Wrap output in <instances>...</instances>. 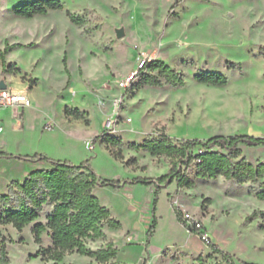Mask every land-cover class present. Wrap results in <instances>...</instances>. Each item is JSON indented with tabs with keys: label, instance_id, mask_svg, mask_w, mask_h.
Instances as JSON below:
<instances>
[{
	"label": "rangeland",
	"instance_id": "obj_1",
	"mask_svg": "<svg viewBox=\"0 0 264 264\" xmlns=\"http://www.w3.org/2000/svg\"><path fill=\"white\" fill-rule=\"evenodd\" d=\"M31 1L0 0V83L28 93L33 104L25 112L0 109V152L88 162L102 179L159 182L178 159L131 144L162 134L264 137V0H61L63 9L46 15L14 14L15 6ZM68 12L82 17V25ZM117 29H123L122 37ZM14 44L22 47L3 54ZM146 60L177 70L184 86L162 78V86H152L138 75L128 81ZM200 72L223 73L228 84L200 83ZM118 100L119 122L107 131ZM67 109H78L83 118ZM108 136L121 144L103 142ZM240 148L234 161L264 162V146ZM52 167L0 157V194L31 171ZM187 174L194 187L161 183L157 196L154 183L97 186L94 193L121 227L104 225L105 237L86 239V247L112 242L118 250L113 264H264V201L255 197L263 181L200 179L193 167ZM47 210L21 232L12 224L0 227L10 264H105L77 252L57 263L43 260L39 250L51 246L49 230L37 244L32 228L47 222ZM185 214L199 220L211 246L189 231Z\"/></svg>",
	"mask_w": 264,
	"mask_h": 264
},
{
	"label": "trees",
	"instance_id": "obj_2",
	"mask_svg": "<svg viewBox=\"0 0 264 264\" xmlns=\"http://www.w3.org/2000/svg\"><path fill=\"white\" fill-rule=\"evenodd\" d=\"M61 0H34L17 5L13 8L15 15L32 18L36 15H46L48 11L62 10ZM70 20L82 25V17L68 12ZM22 47L14 44L5 48L4 53ZM148 70L149 72H146ZM156 71L157 74H153ZM142 76V80L152 86H162L167 83L173 87L184 86V77L177 70L161 60L145 61L135 76ZM164 82H163V80ZM196 81L216 86L228 84V77L220 72H200L195 75ZM73 112L76 119L83 118L78 109L66 110ZM100 137L94 139V143ZM103 142L120 145L121 140L108 136ZM240 146H264V137L255 135H215L208 139H177L168 135L148 137L141 145H130L135 150L149 151L154 155L166 154L176 157L170 172L159 179V182L136 178L134 181H121L99 178L90 168L88 162L75 165L71 161L54 160L44 154L18 155L0 152V157L15 158L21 161L50 162V169H36L31 171L23 182H12L5 194H0V227L12 224L19 232L37 220L47 204H52V211L47 214L46 223L37 222L32 228L37 244L41 243L40 233L49 230L52 244L40 247L39 252L44 259L61 261L68 252L89 256L99 263L113 264L110 260L117 257L118 250L112 242L104 248L91 250L86 247L85 240H98L105 237L104 225L118 229L121 223L117 221L111 210L105 206L94 193L97 186L121 188L134 183L156 184L155 194L160 191L161 183L176 182L178 187H194L195 180L187 174V169L193 167L196 178L213 179L223 176L227 180L237 183L263 182L255 197L264 201V162L256 164L242 158L234 161L240 155ZM116 159L121 158L120 152L113 153ZM180 165V166H179ZM185 168L183 169V167ZM157 204V198L154 205ZM180 218V216H178ZM154 224L149 230L153 232ZM189 231L201 234L200 229L189 226ZM208 245L211 246L210 243ZM217 249V247H216ZM0 264H10V257L6 247V240H0Z\"/></svg>",
	"mask_w": 264,
	"mask_h": 264
},
{
	"label": "built area",
	"instance_id": "obj_3",
	"mask_svg": "<svg viewBox=\"0 0 264 264\" xmlns=\"http://www.w3.org/2000/svg\"><path fill=\"white\" fill-rule=\"evenodd\" d=\"M135 76L131 75L128 78V81H131V79ZM127 81V82H128ZM119 103L120 100H118L115 104L114 113L116 115V119L108 118L105 122L104 129L107 131H113L115 130V127L117 126L119 119ZM32 101L29 97V94L24 91H17L14 89H11L9 87H6L5 89H0V109L4 107H9L14 110H24L27 108L32 107ZM128 122H131L132 119L128 118ZM3 131V126L0 125V133ZM185 220L188 224V226H195L200 229L201 237L206 240V242L209 243L208 238L205 236V231L202 228V224L197 220L195 217L191 216L190 214H185ZM203 231V232H202Z\"/></svg>",
	"mask_w": 264,
	"mask_h": 264
},
{
	"label": "crops",
	"instance_id": "obj_4",
	"mask_svg": "<svg viewBox=\"0 0 264 264\" xmlns=\"http://www.w3.org/2000/svg\"><path fill=\"white\" fill-rule=\"evenodd\" d=\"M28 109V108H27ZM13 110V112L15 111L14 109H12ZM25 110L26 109H24V110H19V112H25ZM0 125H2V124H0ZM3 126V125H2ZM4 132V126H3V131H2V133ZM1 134V133H0ZM36 162H38V161H34V163H36ZM124 186H128V185H124ZM45 207H47V214H49L51 211H52V208H53V206H52V204H47ZM47 214H46V216H47Z\"/></svg>",
	"mask_w": 264,
	"mask_h": 264
},
{
	"label": "water",
	"instance_id": "obj_5",
	"mask_svg": "<svg viewBox=\"0 0 264 264\" xmlns=\"http://www.w3.org/2000/svg\"><path fill=\"white\" fill-rule=\"evenodd\" d=\"M124 35L123 29H117V36L122 37ZM7 86L5 85L4 82L0 83V89H5Z\"/></svg>",
	"mask_w": 264,
	"mask_h": 264
}]
</instances>
